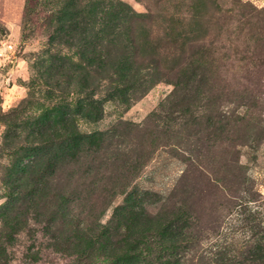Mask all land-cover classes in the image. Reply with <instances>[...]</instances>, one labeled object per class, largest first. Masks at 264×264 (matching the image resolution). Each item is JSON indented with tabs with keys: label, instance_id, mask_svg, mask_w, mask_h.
<instances>
[{
	"label": "rangeland",
	"instance_id": "374dc122",
	"mask_svg": "<svg viewBox=\"0 0 264 264\" xmlns=\"http://www.w3.org/2000/svg\"><path fill=\"white\" fill-rule=\"evenodd\" d=\"M83 1L113 16L152 9V65L131 63L143 80L130 104L98 91L103 116L89 121L77 112L92 68L76 47L52 43L54 1L0 0V207L25 181L22 166L44 182L41 221L14 237L4 264H119L126 238L138 264H264V0ZM129 25L109 17L97 46L118 27L110 49L130 58ZM76 130L105 135L75 160L53 158ZM126 202L136 214L118 209ZM115 213L136 218L130 234ZM151 219L173 220L174 233Z\"/></svg>",
	"mask_w": 264,
	"mask_h": 264
},
{
	"label": "trees",
	"instance_id": "16d2710c",
	"mask_svg": "<svg viewBox=\"0 0 264 264\" xmlns=\"http://www.w3.org/2000/svg\"><path fill=\"white\" fill-rule=\"evenodd\" d=\"M53 1L56 5V12L52 15L53 24L50 28V37H52V43H54V41H58V43L76 47V49L79 50L78 53H80L81 62L87 67L92 68L91 73L93 76V84L92 87L87 88L90 90V92L85 94V97L89 101L87 104V111H85L84 108L86 102L79 101V112L77 113L79 114L82 111L81 115L92 122L100 120L103 116L104 98L97 93L104 88H106L108 92L109 99H121L123 103L130 104L133 99H135L134 87H136L135 85L139 80L137 78V71H133L130 67L131 63L134 64V61L135 63L137 61H141L143 63L147 62L148 64L152 65V59L155 55V50L150 54L148 59L145 58L143 54L145 53L144 51L146 50L147 46H149L147 42L150 39L148 33L144 29V21L146 19L152 18V9L149 8L147 14H142L120 2V5L127 6L129 9L122 7V9L119 11V14L113 16L111 15V11L103 10L102 7L97 5H94V7L91 9H87L83 0ZM120 16L127 19V21H130V25L128 26L129 28L127 29L128 36L130 37L129 44L131 46V51H129L130 58L125 54H122L123 56L120 57L119 53L115 54L110 49L111 47L109 45H117V42H114V40L123 34V31L118 27L117 29H113V39L109 41V45L97 46L95 42V39H98L100 34L104 32L108 18L113 17L119 19ZM181 48L182 47H180V49ZM142 80L143 79L139 81L141 82ZM104 135L105 133L103 132L82 134L76 130V134L72 135L71 140L66 141L58 154L56 152H50V154L53 158L60 154L65 160L69 158L75 160L77 157H79L81 153L80 150L82 149L81 147L85 146V142L90 144V147L92 148H94V146L98 147L101 140H103ZM35 149L41 150L42 146L36 147ZM34 167L35 165L33 168ZM21 169L23 170L24 175L27 176L25 177V181L15 182L9 186L10 192H8V195L10 196V200L7 201L5 205L0 207V264H4L2 253L6 252L8 248H13L16 246L17 242L14 237H17L21 233H27L31 220L35 219L37 222H39L41 221L40 216H43L39 210V206H41L40 197L44 187L42 186L44 185V182H40L39 177H37V179L34 181L30 179V176H32V174L35 172L34 169L32 170L31 165L27 164L22 166ZM39 172H41V170ZM58 198L59 199L57 202L62 200L65 202L67 201L66 197L58 196ZM27 204L31 206L26 214V210L23 211L22 209L26 207ZM118 209H129L132 214H136V211L130 205V202H126L125 205L119 207ZM62 213L65 219L66 214L64 212ZM117 216L118 213H115L114 218L115 221H117V224L119 226H124V230L130 234L131 225L132 223H136V218L134 219L129 217V215L126 216L123 221L122 218L118 219ZM155 220L151 219L150 221ZM63 222L64 224H67L66 221ZM156 222L165 225V228H168L169 231L174 233L175 229H173L172 226L176 227V224L173 220L170 221L167 219H157ZM45 227L46 228L43 229V239L44 236L47 237L54 228L53 222L48 221L47 225L45 224ZM86 228H88V226H86ZM7 229V234L2 233ZM87 230L90 231L92 236L97 237L94 229ZM108 231L109 230L106 229L104 231L105 234H108ZM165 231L167 233L168 230L165 229ZM155 233H157V230ZM164 234L160 235L159 238H163ZM92 236H90L91 239ZM83 237L84 234H81V232L78 233L74 236L72 243L78 245L77 242L81 243V239ZM52 239L53 237H51V240ZM116 251V259L119 261V264H138L139 250L137 248V243L132 242L130 238H126L124 245L117 247ZM146 261L147 258L144 259V263H146ZM6 262H8V260H6L5 263ZM155 264L160 263L155 262Z\"/></svg>",
	"mask_w": 264,
	"mask_h": 264
}]
</instances>
